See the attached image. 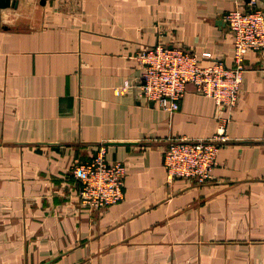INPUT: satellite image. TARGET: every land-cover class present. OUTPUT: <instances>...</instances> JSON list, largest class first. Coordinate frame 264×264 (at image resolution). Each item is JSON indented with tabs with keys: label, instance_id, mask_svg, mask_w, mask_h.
Returning a JSON list of instances; mask_svg holds the SVG:
<instances>
[{
	"label": "crops",
	"instance_id": "1",
	"mask_svg": "<svg viewBox=\"0 0 264 264\" xmlns=\"http://www.w3.org/2000/svg\"><path fill=\"white\" fill-rule=\"evenodd\" d=\"M250 1L19 0L2 9L0 264H264V51L246 54L231 111L193 83L173 112L146 101L137 58L164 43L231 66L225 15ZM222 117L229 141L212 178L168 182L171 141L210 138ZM101 145L126 166L124 198L90 210L69 170Z\"/></svg>",
	"mask_w": 264,
	"mask_h": 264
},
{
	"label": "built area",
	"instance_id": "2",
	"mask_svg": "<svg viewBox=\"0 0 264 264\" xmlns=\"http://www.w3.org/2000/svg\"><path fill=\"white\" fill-rule=\"evenodd\" d=\"M251 8L237 7L225 15L233 36V63L228 66L212 54L198 56L164 43L143 48L137 58L143 65L140 96L160 108L175 111L190 83L197 91L212 97L219 108L231 111L237 104L246 70L245 57L250 50L264 51V10L260 0H251ZM127 89L119 88L118 93ZM228 118H220L216 134L205 139L180 138L171 141L164 152L167 181L176 178L205 184L212 178L222 144L229 141ZM107 147L101 145L90 160H75L69 170L81 183L80 202L90 210L115 204L124 198L126 166L122 161L109 162Z\"/></svg>",
	"mask_w": 264,
	"mask_h": 264
},
{
	"label": "water",
	"instance_id": "3",
	"mask_svg": "<svg viewBox=\"0 0 264 264\" xmlns=\"http://www.w3.org/2000/svg\"><path fill=\"white\" fill-rule=\"evenodd\" d=\"M47 0H41L42 4H45ZM19 0H0V27H1V12L2 9L7 7H17ZM6 28V26H5Z\"/></svg>",
	"mask_w": 264,
	"mask_h": 264
}]
</instances>
